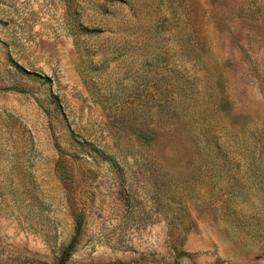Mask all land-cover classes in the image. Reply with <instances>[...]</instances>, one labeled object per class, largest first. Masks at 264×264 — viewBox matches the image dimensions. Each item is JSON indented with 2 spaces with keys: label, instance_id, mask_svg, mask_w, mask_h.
Returning <instances> with one entry per match:
<instances>
[{
  "label": "rangeland",
  "instance_id": "rangeland-1",
  "mask_svg": "<svg viewBox=\"0 0 264 264\" xmlns=\"http://www.w3.org/2000/svg\"><path fill=\"white\" fill-rule=\"evenodd\" d=\"M74 240L264 264V0H0V264Z\"/></svg>",
  "mask_w": 264,
  "mask_h": 264
},
{
  "label": "trees",
  "instance_id": "trees-1",
  "mask_svg": "<svg viewBox=\"0 0 264 264\" xmlns=\"http://www.w3.org/2000/svg\"><path fill=\"white\" fill-rule=\"evenodd\" d=\"M75 240H76V238H75ZM75 240L63 250V252L60 256L59 264H67V262L70 260V258L73 255L74 248L76 245Z\"/></svg>",
  "mask_w": 264,
  "mask_h": 264
}]
</instances>
